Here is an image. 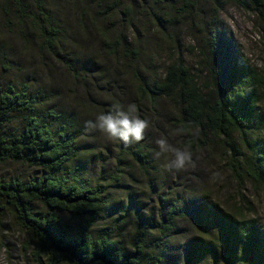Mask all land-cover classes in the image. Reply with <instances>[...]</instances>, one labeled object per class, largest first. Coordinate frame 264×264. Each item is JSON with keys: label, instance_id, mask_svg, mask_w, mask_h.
I'll return each instance as SVG.
<instances>
[{"label": "trees", "instance_id": "1", "mask_svg": "<svg viewBox=\"0 0 264 264\" xmlns=\"http://www.w3.org/2000/svg\"><path fill=\"white\" fill-rule=\"evenodd\" d=\"M6 1L11 31L31 46L36 43L74 79L94 82L89 89L108 98L114 89L118 94L113 72L100 61L101 55L110 57L131 72L140 116L150 106L163 118L168 104L172 124L183 129L191 149L219 142L239 186L248 181L264 193V71L243 59L220 20L231 5L264 16V0ZM86 18L97 31L92 54L79 50L91 37ZM150 41L155 49L148 47ZM2 49H8L4 41L0 61L10 70V56ZM187 52L193 62L184 59ZM117 101L115 96L109 103ZM88 119L55 105L48 92L28 81L0 79V168L12 162L39 170L29 177L0 176V210H8L30 236L36 258L45 264H163L179 219L191 218L201 234L182 244L187 264L204 257L218 264L219 251L222 264H264V227L244 206L228 212L200 198L182 202L160 194L157 214L139 215L144 210L132 208L130 192H124L127 164L149 174L158 171L144 141H117L112 163L109 156L99 160L102 169L110 166L108 176L88 173L99 158L98 148L85 140ZM135 212L130 235L109 226L110 219Z\"/></svg>", "mask_w": 264, "mask_h": 264}, {"label": "rangeland", "instance_id": "2", "mask_svg": "<svg viewBox=\"0 0 264 264\" xmlns=\"http://www.w3.org/2000/svg\"><path fill=\"white\" fill-rule=\"evenodd\" d=\"M8 6L6 0H0V42L4 41L8 46V49H2V52L10 56L11 67L10 70H6L0 61V79L3 82L9 79L28 81L37 91L48 92L53 97L55 105L63 106L68 110L76 109L91 119H94L97 113L110 111L113 104L109 101L115 96L118 98L115 104L126 106L135 102L136 95L131 85L130 71L127 73L110 57L108 59L101 55L102 66L109 69V73L113 72L112 80L124 88L119 86L118 94L114 89L109 98L102 93L91 91L88 86H93L94 82H87L86 86L83 81L74 79L63 64L39 51L36 43L31 46V43L15 33V30L11 31L6 23L7 18L11 20L13 17L11 14L6 15ZM75 16L78 15L75 13ZM220 20L240 48L243 59L264 71V16L231 5L220 15ZM86 24L91 28V37L86 41V47H83L85 49H79L80 54H92L97 49L95 35L97 31L92 27L89 18H86ZM151 41L156 40L151 38ZM151 41L149 48L155 46ZM183 41L189 42L188 36H183ZM188 54L187 52L184 59L186 62H193L195 58ZM165 58V55L161 56L158 63H162ZM86 98H89V101ZM163 106L162 110L166 114L163 118L159 115L156 118L154 109L150 106L147 108V113L140 116L149 121V128L145 132L143 141L154 154L158 150L155 139L161 136L166 137L173 146L188 148L193 154V159L183 170L166 171L161 167L164 163L162 157L161 160H156L158 171L154 174L141 172L135 163H128L124 192H130L132 208L137 206L138 209L144 210L139 211V215L149 216L159 211L160 194H163V197L172 194L174 198L182 199V202L190 197H196L200 198L198 200L200 203L212 202L228 212H235L236 207L244 206L245 214L256 219L264 227V193L254 188L248 181L239 186L230 169L227 168L225 152L219 142L213 144V148L191 149L186 143L187 138L183 132L179 135H171L173 129L179 128L174 126L173 120L170 119L172 107L170 108L168 104ZM85 140L94 144L99 153V158L90 165L88 173L92 172L94 177L101 175L107 177L110 172L109 165L114 158L111 152H114L116 142L106 140L95 131H91ZM108 156L109 165L104 164L102 169L103 164L99 160L101 157ZM19 173L29 177L38 174L39 170L12 162H7L0 168V176L10 177ZM117 195L124 199L120 192ZM127 200H129L128 197L124 199V202ZM136 216H138L137 212L135 215L118 216L117 220L112 218L109 220V226L114 228L117 234L130 235L138 220ZM177 226V231L172 233L166 246L169 252L163 260L165 264H187L182 244L193 235L201 234L191 218L179 219ZM223 260V253L219 251L218 264H222ZM0 264H45L44 258H36L30 236L20 228L8 210H0ZM191 264H213V259L204 257L201 261H192Z\"/></svg>", "mask_w": 264, "mask_h": 264}, {"label": "clouds", "instance_id": "3", "mask_svg": "<svg viewBox=\"0 0 264 264\" xmlns=\"http://www.w3.org/2000/svg\"><path fill=\"white\" fill-rule=\"evenodd\" d=\"M86 130L98 132L111 142H123L125 145L138 144L145 139V132L149 128V121L140 117L134 103L126 106L113 104L108 112L97 113L94 119L84 122ZM183 129H173L171 135H179ZM158 150L154 152V159L164 158L161 167L166 171L183 170L193 159L192 152L185 147L173 146L166 137L155 139Z\"/></svg>", "mask_w": 264, "mask_h": 264}]
</instances>
